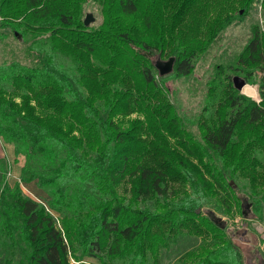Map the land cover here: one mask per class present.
Instances as JSON below:
<instances>
[{
    "label": "trees",
    "instance_id": "obj_1",
    "mask_svg": "<svg viewBox=\"0 0 264 264\" xmlns=\"http://www.w3.org/2000/svg\"><path fill=\"white\" fill-rule=\"evenodd\" d=\"M85 1L0 0V29L46 35L51 53L72 60L84 92L69 87L49 52L34 66H0V137L24 158L20 181L0 190V245L18 247L25 264H159L161 249L185 233L202 242L176 264H239L231 233L202 201L246 217L250 203L231 179L264 191V78L256 102L219 66L208 96L220 94L197 140L154 57H174L175 76L189 75L254 0H92L103 16L96 27L83 23ZM255 68L264 71V24L251 27L237 57L246 82ZM35 179L58 217L22 194L20 182Z\"/></svg>",
    "mask_w": 264,
    "mask_h": 264
},
{
    "label": "rangeland",
    "instance_id": "obj_2",
    "mask_svg": "<svg viewBox=\"0 0 264 264\" xmlns=\"http://www.w3.org/2000/svg\"><path fill=\"white\" fill-rule=\"evenodd\" d=\"M261 1L254 0L245 14H242L243 10H240V16L223 28L209 47L194 58L193 70L189 75L176 77L175 73L171 72L162 78L169 91V100L180 116L184 128L197 140H200L199 119L203 115L213 114L214 105L220 94L217 90L213 98L208 96L210 84L216 78L219 66L224 69V76L228 75L231 81L234 76L245 81L244 87L239 90L241 94L256 102L260 101L259 84L264 78V71L261 68L251 70L253 81L246 82L244 73L237 70V57L251 35V27L253 25L263 27L264 7ZM87 13H92L95 17V21L87 27H96L102 22L100 6L95 1L86 0L83 3V19ZM46 37V35L33 37L12 29L1 28L0 66L14 62L24 66L36 65L37 57L47 52L51 53ZM51 54L55 64L66 73L69 87L79 96H84V92L77 85L78 74L72 60L60 53ZM168 58L160 59L167 60ZM157 59L155 56L154 62ZM224 76L220 78L226 80ZM3 85L7 89L10 88L5 83ZM23 162V157L15 160L14 145L4 142L0 137V190L4 185L12 188L15 182L20 181ZM231 181L237 188V195L250 203L246 217L236 211L226 212L213 199H203L202 209L206 214L211 215L223 229L231 233L237 248L236 259L239 264H264V191L252 193L247 181L241 178L234 177ZM20 188L25 197H30L43 204L55 218L58 217L59 213L49 208L51 196L47 190L38 187L37 179L20 182ZM120 190L122 191L123 188ZM85 191L91 193L89 184L85 185ZM144 205L152 209L151 201ZM201 242L202 239L199 237L185 233L178 235L167 247L161 249L159 264H176L185 251L198 247ZM8 258L16 264H25L24 255L18 247L11 249L0 245V264H4V260ZM84 261L88 264H99L95 259L85 258ZM70 264H80V262L70 259Z\"/></svg>",
    "mask_w": 264,
    "mask_h": 264
},
{
    "label": "water",
    "instance_id": "obj_3",
    "mask_svg": "<svg viewBox=\"0 0 264 264\" xmlns=\"http://www.w3.org/2000/svg\"><path fill=\"white\" fill-rule=\"evenodd\" d=\"M94 21H95V17L93 16L92 13H87L83 19V23L85 26H89L90 23ZM173 65H174V57H169L167 60H162L158 58L154 62V66L161 76H165L171 73L173 70ZM232 81L234 87L238 90H241L245 85V81L238 76H234Z\"/></svg>",
    "mask_w": 264,
    "mask_h": 264
}]
</instances>
